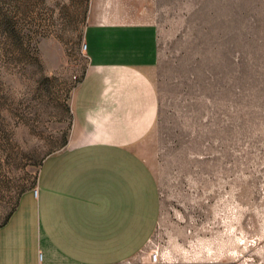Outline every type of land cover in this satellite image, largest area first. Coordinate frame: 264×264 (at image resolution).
I'll return each mask as SVG.
<instances>
[{
    "label": "rangeland",
    "instance_id": "374dc122",
    "mask_svg": "<svg viewBox=\"0 0 264 264\" xmlns=\"http://www.w3.org/2000/svg\"><path fill=\"white\" fill-rule=\"evenodd\" d=\"M92 22L158 30L160 215L118 264H264V0H0V223L67 143Z\"/></svg>",
    "mask_w": 264,
    "mask_h": 264
},
{
    "label": "crops",
    "instance_id": "0c3cea01",
    "mask_svg": "<svg viewBox=\"0 0 264 264\" xmlns=\"http://www.w3.org/2000/svg\"><path fill=\"white\" fill-rule=\"evenodd\" d=\"M84 42L89 64L72 93L67 143L0 223V264H118L156 228L160 191L140 151L160 108L149 73L157 27L92 22Z\"/></svg>",
    "mask_w": 264,
    "mask_h": 264
},
{
    "label": "built area",
    "instance_id": "2783aa9c",
    "mask_svg": "<svg viewBox=\"0 0 264 264\" xmlns=\"http://www.w3.org/2000/svg\"><path fill=\"white\" fill-rule=\"evenodd\" d=\"M85 48H86V45H85ZM35 192H37V189H35ZM150 262L151 263H157L159 261V254L156 250H153L151 253H150Z\"/></svg>",
    "mask_w": 264,
    "mask_h": 264
}]
</instances>
